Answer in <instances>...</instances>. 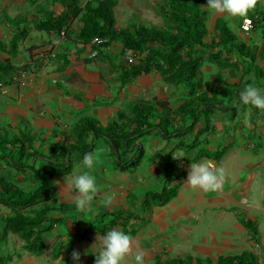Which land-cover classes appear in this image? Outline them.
<instances>
[{"label":"rangeland","instance_id":"rangeland-1","mask_svg":"<svg viewBox=\"0 0 264 264\" xmlns=\"http://www.w3.org/2000/svg\"><path fill=\"white\" fill-rule=\"evenodd\" d=\"M84 1L81 0L83 6ZM114 1L118 29L134 30L140 26L167 29L171 26L164 9L167 0ZM204 6L202 9L209 28L206 41L210 43L212 10L209 9L208 13ZM65 9L62 0H0V63L22 67L32 46L44 47L30 53L39 63L27 71L28 75L18 84L7 77L6 84L14 86L12 89L9 86L7 93H0V175L25 192L33 190L30 171L19 173L7 166L2 158L12 155V160L18 161L19 147L22 146L25 149L23 162L34 164L49 179L55 188L54 199L58 206L64 207L52 214L62 218V222L43 233L44 250L41 254L25 250V242L20 236L8 235L1 248L3 255L10 259L8 264H73V251L80 253L79 264H94L93 253L100 250L97 235L103 234L104 227L115 218L119 223L127 222L130 230L131 251L124 264H135L136 252L144 254V264H156L157 261L168 264L171 259H180L183 264H197L201 259L206 264L202 257L205 254H211L212 264H215L219 256L244 251L253 252L259 264H264V141L255 129L249 128V123H257L256 120L249 117L248 111L241 106L234 120L221 117L218 111L219 117L216 113L211 115L216 131L213 135L207 134L206 139L202 137L198 149L172 152L179 142L192 143L203 123L185 131L183 137H162V132L169 134L190 125L191 117L180 114L179 110L190 98L189 87L164 80L157 69L140 76L133 84H124L120 77L127 57L133 55L137 62L140 54L125 51L114 41L104 40L105 47L104 43L97 47L82 43V16L91 15L86 9L71 24L70 39L60 40L54 47L44 44L47 40L38 31V25ZM240 20L241 17L234 22ZM22 28L27 39L23 46L21 43L19 46L12 36ZM92 51H97V55L92 57ZM48 53L54 56L45 60L42 56ZM88 61L93 63L88 64ZM199 77L203 80V88L197 91V95L209 94L213 85H219L222 90L219 96L226 101V87H240L244 83L241 73L222 70L206 56ZM158 102L168 104L169 117H164L166 109H162ZM143 106L153 114L149 119L151 123L159 128L134 140L143 148L142 161L137 168L118 169L108 144L99 139L92 152L95 159L92 168L85 169L76 154L72 158L71 172L61 177L57 175L58 164L65 160L56 147L78 144L76 126L83 124L88 117L96 119L101 126L111 122L120 126L116 130L117 154L127 158L121 137L135 127L131 119ZM228 106L233 108L236 105L229 103ZM88 138L86 134L82 140L90 143ZM201 149H213L214 152L226 149L223 157L225 160L231 158L232 170L222 169L223 180L217 190L204 191L186 183L191 163L205 164L213 171L222 163L221 160L199 159ZM35 154L37 156L33 158ZM78 170L89 171L99 188L91 194L87 213L76 208V192L70 182L72 173ZM174 186L178 187V194L169 203L140 209L148 192ZM106 199L110 203L106 204ZM12 215L10 209L0 206L1 217ZM246 221H252L256 226L259 245L245 228ZM115 229L121 231L122 227L119 225Z\"/></svg>","mask_w":264,"mask_h":264},{"label":"trees","instance_id":"trees-1","mask_svg":"<svg viewBox=\"0 0 264 264\" xmlns=\"http://www.w3.org/2000/svg\"><path fill=\"white\" fill-rule=\"evenodd\" d=\"M66 9L57 16H51L38 25L40 31L62 29L66 30V39L71 37L70 28L83 10L90 11V16H82L84 26L80 32V41L90 43L95 38H101L107 42L119 43L123 50L140 54L137 62L128 64L122 70L121 81L124 84H132L140 76L150 74L157 69L164 80L176 84H185L189 87L190 98L179 108L180 114L191 117L190 125L186 128H177L169 134L161 133L164 139L173 137H183L185 131L192 130L200 122V127L194 140L190 144L179 142L172 152L183 150H196L202 143V137L206 139L207 134L214 133L216 128L212 123V116L221 112V117L234 120L237 116L240 102H236L237 94L226 99L219 96V85H213L209 94L197 95V91L203 88V80L199 77L205 56L211 63L216 64L220 69H229L232 74L239 70V63L248 64V56L255 53V50L248 48L245 43L239 41L237 35L227 25L224 20H217L214 26V36L211 42L206 41L209 35L207 16L202 9L205 0H167L164 7L167 12L171 26L167 29H157L154 27L140 26L134 30L118 29L114 17V0H90L83 6L81 0H62ZM93 20V21H91ZM107 43L103 44V47ZM33 48L29 49L31 53ZM201 54L199 55V53ZM50 54V53H48ZM27 61L22 67H14L6 63H0V84H6L7 77L13 80L14 74L27 72L34 64L35 58ZM250 64V63H249ZM246 68V67H245ZM247 70V68H246ZM249 70V69H248ZM245 71V73L248 72ZM260 80L264 81V74L260 71ZM221 75L218 77L220 81ZM257 79V80H259ZM231 103L235 107H226ZM235 103V104H234ZM162 109H166L164 117H169L171 111L167 103L158 102ZM216 113V114H214ZM176 115V114H175ZM153 116L145 106L138 108L133 116L132 123L135 127L121 137L122 146L126 149L128 157L123 159L117 154L118 141L117 128L120 126L116 122H111L107 126H101L96 119L86 120L83 124L76 126L79 136L78 144L65 146L58 145L65 162L58 164L57 175L64 176L72 170V158L76 154L82 159L85 152H93L96 148L95 141L104 139L113 153L115 165L121 171L129 168H137L143 157V148L136 144L134 140L146 136L150 131L158 129L149 120ZM217 117L218 114L216 115ZM121 131V130H119ZM88 135L90 143L84 142L83 136ZM226 153V149L218 153H212L208 149L199 150V157L219 160ZM19 160L13 161L12 155L2 156L7 166L19 173L30 171L29 179L34 182L31 192H25L17 184L0 175V206L10 209L14 215L8 217L0 216V264H8L9 258L3 255L1 248L6 243L8 235H18L25 242V250L33 254H41L44 250L42 244L43 233L50 231L53 225L62 222V218L53 216V212L62 211L64 207L58 206L54 199L55 188L49 179L34 164L23 162L25 149L19 147ZM37 154L32 157L35 158ZM173 169V168H172ZM178 187H163L161 191H150L140 204V209L153 206H163L177 197ZM51 202L50 204H47ZM46 204L43 208H35ZM57 205V206H56ZM115 218L104 231L110 228L122 227V232L130 234L126 223H119ZM244 223V222H243ZM245 228L251 232L252 240L259 245V233L252 221L245 222ZM133 233V232H132ZM209 261V260H208ZM211 262V260L209 261ZM180 259H171L168 264H183ZM202 264L200 259L197 264ZM156 264H163L157 261ZM215 264H259L256 254L244 251L240 254L219 256Z\"/></svg>","mask_w":264,"mask_h":264},{"label":"clouds","instance_id":"clouds-1","mask_svg":"<svg viewBox=\"0 0 264 264\" xmlns=\"http://www.w3.org/2000/svg\"><path fill=\"white\" fill-rule=\"evenodd\" d=\"M255 2L256 0H206L205 7L217 13L245 17L247 12L254 7ZM239 101L244 105L264 110V90L254 84H247L239 93ZM81 163L85 169L92 168L95 163L93 154L85 152ZM222 180V169L213 171L205 164L191 163L186 183L204 191H214L221 187ZM70 182L76 192V208L87 213L90 209L91 194L99 190L95 177L89 171L78 170L72 173ZM105 203H110V200L106 199ZM97 240H99L100 250L98 253H93L94 264H124L125 258L131 251V239L128 234L110 228L103 234L97 235L96 242ZM71 259L73 264H79L80 253L73 251ZM133 259L135 264H144L145 257L142 252H136Z\"/></svg>","mask_w":264,"mask_h":264},{"label":"crops","instance_id":"crops-1","mask_svg":"<svg viewBox=\"0 0 264 264\" xmlns=\"http://www.w3.org/2000/svg\"><path fill=\"white\" fill-rule=\"evenodd\" d=\"M204 4L206 5V0H205ZM207 11L209 13V9ZM245 17L252 18L254 20V25H255L254 28L248 33H245V32H243L241 30V26L243 24V20H244ZM245 17H241V20L236 23L234 21L238 20L239 17H233V16H230V15H228L226 13H217L214 10H212L211 18H210V21L212 20V33H213L212 38L214 36V26H215L217 20L221 19V20H224L227 23V25L231 28V30L235 32V34L237 35L239 41L245 43L248 48H251V49L255 50L254 55L252 53V54H250L251 57L250 56L247 57L248 58V60H247L248 64L247 65H245L244 63H241V60H240L238 72L241 73V78L244 76V83L240 87L239 86H236V87L227 86L226 87L228 89V90H226V92L228 94V98L230 96H232V95L237 94L236 102H240L239 101V93L244 88V86L247 85V84H254L256 87L261 88L262 90H264V81L259 79V77L261 76V75H259L260 71L262 72V74H264V0H256L254 7L251 8L247 12ZM230 22H231V24H230ZM210 24H211V22H210ZM231 25L233 27H231ZM38 31H40V30H38ZM40 32L43 33V35H44L43 37H45L46 40H47V41H45L44 44H48L49 43V45L51 47H54L56 45V42H57L56 39L57 38H54L53 36H51L49 34V31H40ZM23 34H24V28H22L21 30H18L16 32V34H14V36H12V38L15 39L18 42V45H19V43H21L20 44L21 46L24 45L23 43L26 42L25 39H27L25 34L24 35ZM19 36L21 37L20 40H19ZM16 37H17V39H16ZM45 38H43V39H45ZM54 40H55V42H54ZM31 48H33L32 50H36V49H39V48L42 49L44 47L43 46H36V47L32 46ZM32 52H31V54H32ZM28 53H29V50H28ZM31 54L29 53V57L27 58L25 63H27V61H32L31 58L34 57V56H32ZM45 60H47V59H45ZM38 63L39 62H34V64H38ZM87 63L88 64H92L93 62L88 61ZM34 64H32V66ZM245 67L247 68V70L249 69L247 73H245V71H247ZM31 68H29V70H27V71H30ZM226 70H228V69H226ZM257 79H259V80H257ZM13 86L14 85H11V89H12ZM221 91L222 90H221V87H220L219 93ZM223 92H225V91L223 90ZM239 104L240 105L237 104V106L244 107L248 111V116L249 117H253V119H255L256 122H257V123H254V124L249 123V128L251 130L255 129L256 132L260 135V139H262L264 141V110L257 109V108H255V107H253L251 105H244L241 102ZM249 119H251V118H249ZM86 120H90L89 117L86 118L85 121ZM233 124H235V121L233 122ZM200 127H202V126H200ZM215 128H216V126H215ZM212 135H213V133H212ZM209 151H211V150H209ZM212 153H218V152H216V151L214 152V150L212 149ZM198 158L202 159V158H205V157H199V154H198ZM223 158H224V160H222ZM112 159H113V153H112ZM230 159L231 158H229L228 160H225V156L224 157L222 156L219 159V160L222 161V163L218 167V169H223L224 171L232 170L231 169L232 165L230 164L231 163ZM214 161H216V160H214ZM114 165H115V163H114ZM118 169H120V168H118ZM202 257L206 259V264H208V263L212 264V261H213L212 259L213 258H212L211 254H205V255H202ZM217 259H218V257H217ZM208 260L209 261L211 260V262H209ZM202 264H204L203 261H202Z\"/></svg>","mask_w":264,"mask_h":264},{"label":"built area","instance_id":"built-area-1","mask_svg":"<svg viewBox=\"0 0 264 264\" xmlns=\"http://www.w3.org/2000/svg\"><path fill=\"white\" fill-rule=\"evenodd\" d=\"M88 1H90V0H85L84 2H88ZM254 26H255L254 20L252 18L246 17L243 20V24L241 26V29L243 32L248 33L254 28ZM49 34L51 36H53L54 38H57L56 39L57 42L60 40L66 39V30L65 29H62L60 31L50 30ZM103 43H104V40L101 38H95L92 41V44L96 47L102 45ZM97 53H98L97 51H92V57L96 56ZM53 56H54V54H49V55H45L42 57L45 59H48L49 57H53ZM127 62H128V64H133L135 62L133 55H130L127 57ZM26 75H28V72H20L18 74H15L13 77L14 84H18L19 82H21L26 77ZM9 86H11V85L0 84V93H7L8 92L7 89Z\"/></svg>","mask_w":264,"mask_h":264},{"label":"bare ground","instance_id":"bare-ground-1","mask_svg":"<svg viewBox=\"0 0 264 264\" xmlns=\"http://www.w3.org/2000/svg\"><path fill=\"white\" fill-rule=\"evenodd\" d=\"M46 55H49V54H46ZM43 56H45V55H43ZM50 58V57H49Z\"/></svg>","mask_w":264,"mask_h":264}]
</instances>
